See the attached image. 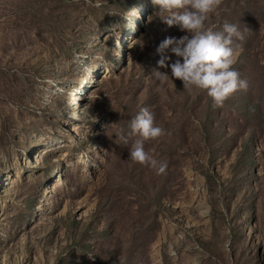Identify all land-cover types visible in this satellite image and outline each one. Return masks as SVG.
I'll return each mask as SVG.
<instances>
[{
	"label": "rangeland",
	"instance_id": "obj_1",
	"mask_svg": "<svg viewBox=\"0 0 264 264\" xmlns=\"http://www.w3.org/2000/svg\"><path fill=\"white\" fill-rule=\"evenodd\" d=\"M151 0H0V264H264V0H219L247 81L158 80ZM153 16V19L151 16ZM164 71L165 69H160ZM147 107L164 135L128 156Z\"/></svg>",
	"mask_w": 264,
	"mask_h": 264
},
{
	"label": "clouds",
	"instance_id": "obj_2",
	"mask_svg": "<svg viewBox=\"0 0 264 264\" xmlns=\"http://www.w3.org/2000/svg\"><path fill=\"white\" fill-rule=\"evenodd\" d=\"M219 0H151L158 6L154 16L167 26H176L183 34L165 37L156 47L158 67L152 70L158 80L178 78L183 89L204 91L212 107L223 104L237 89H246L247 81L240 77L235 67V39H242L236 23L225 20L219 28L206 26L208 15L218 6ZM151 16V15H150ZM153 19V16H151ZM160 69H165L161 71ZM129 131L121 133L127 144L129 136L135 137L128 156L133 162L147 164L157 173L165 170L166 162L150 155L144 142L164 135L165 130L154 123L147 107H140L131 118Z\"/></svg>",
	"mask_w": 264,
	"mask_h": 264
}]
</instances>
